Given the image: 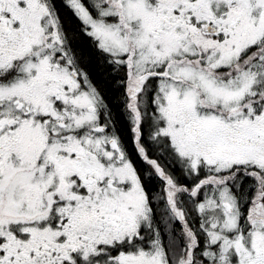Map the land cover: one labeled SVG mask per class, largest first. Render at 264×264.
Segmentation results:
<instances>
[{"label": "snow or ice", "instance_id": "obj_1", "mask_svg": "<svg viewBox=\"0 0 264 264\" xmlns=\"http://www.w3.org/2000/svg\"><path fill=\"white\" fill-rule=\"evenodd\" d=\"M0 264H264V0H0Z\"/></svg>", "mask_w": 264, "mask_h": 264}]
</instances>
